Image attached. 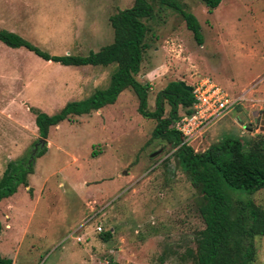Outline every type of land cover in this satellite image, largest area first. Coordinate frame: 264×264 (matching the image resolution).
Returning <instances> with one entry per match:
<instances>
[{
	"label": "rangeland",
	"instance_id": "rangeland-1",
	"mask_svg": "<svg viewBox=\"0 0 264 264\" xmlns=\"http://www.w3.org/2000/svg\"><path fill=\"white\" fill-rule=\"evenodd\" d=\"M134 1L0 0V30L52 56H86L113 42L109 18ZM177 1L197 18L203 43L174 10L147 0L149 48L136 76L149 85L147 109L155 110L169 82L194 87L208 78L240 101L189 147L203 152L217 140L247 137L245 130L264 133V0H221L212 13L199 0ZM114 69L62 66L0 42V178L8 163L33 162L28 186L0 201L1 229L12 227V244H0V256L13 264H193L188 252L204 229L203 200L175 149L151 139L156 122L139 114L131 90L100 116L61 122L39 143L30 109L55 115L106 88ZM42 147L46 152L35 158ZM232 193L264 207V190ZM255 244V264H264V237Z\"/></svg>",
	"mask_w": 264,
	"mask_h": 264
},
{
	"label": "trees",
	"instance_id": "trees-1",
	"mask_svg": "<svg viewBox=\"0 0 264 264\" xmlns=\"http://www.w3.org/2000/svg\"><path fill=\"white\" fill-rule=\"evenodd\" d=\"M199 1L205 5L208 13H212L221 3V0ZM160 3L180 15L194 40L202 45L203 36L197 18L177 0H160ZM152 12L147 0H135L130 9L118 11L109 18L114 33L113 42L86 56H52L6 30H0V42L12 49L25 48L46 62L62 66L105 68L115 65L107 88L94 91L87 99L67 103L51 116L30 109L35 115L39 138L47 139L49 130L61 122H70L74 117L97 112L114 104L124 90H131L138 100L139 114L156 122L151 139L168 142L175 149L174 157L178 165L189 175L203 200L199 213L204 229L196 236L195 250L188 252L193 264H255V238L264 237V207L249 198L237 197L232 192L243 191L251 196L264 190V133L253 136L251 132L243 139L226 137L217 140L203 152H195L171 128L181 116L179 109L183 110V114L192 113V94L184 90L179 81H171L159 91L154 111L147 109L149 85L141 84L136 76L143 53L149 48L145 43L149 30L143 20L151 18ZM165 103L169 106L168 117H164ZM46 150V147L38 148L35 158L41 157ZM32 173L31 158L25 163H8L0 178V201L15 194L18 186L27 187V177ZM110 237V232L101 235L103 241ZM0 264H12V261L0 256Z\"/></svg>",
	"mask_w": 264,
	"mask_h": 264
},
{
	"label": "built area",
	"instance_id": "built-area-1",
	"mask_svg": "<svg viewBox=\"0 0 264 264\" xmlns=\"http://www.w3.org/2000/svg\"><path fill=\"white\" fill-rule=\"evenodd\" d=\"M191 94L193 97L192 113L181 115L171 126L174 131L181 135V140L187 145L199 137L213 121L240 101V98L229 96L208 78L200 80L192 87ZM83 226L85 227L86 224L84 223ZM95 229L97 232H101L100 227ZM76 240L81 242L80 238Z\"/></svg>",
	"mask_w": 264,
	"mask_h": 264
},
{
	"label": "crops",
	"instance_id": "crops-1",
	"mask_svg": "<svg viewBox=\"0 0 264 264\" xmlns=\"http://www.w3.org/2000/svg\"><path fill=\"white\" fill-rule=\"evenodd\" d=\"M109 84V83H108ZM107 88V87H106ZM105 89V88H104ZM118 98H119V96H118ZM118 98H117V100H118ZM117 100L115 101V102H117ZM112 105V104H111ZM107 106H109V105H107ZM106 107V106H105ZM102 109V108H101ZM99 110V111H97V112H95V114H99V116H100V114H102L101 112H102V110ZM245 130V129H244ZM245 132L247 133V134H250L251 132H249V131H247V130H245ZM6 229V230H5ZM5 229H1V232H0V244L1 245H8V244H12V233L10 234V233H8V231H11L12 230V227L9 225V228H5ZM5 230V231H4ZM8 259H11V258H8ZM11 261H12V259H11ZM12 264H13V261H12Z\"/></svg>",
	"mask_w": 264,
	"mask_h": 264
},
{
	"label": "water",
	"instance_id": "water-1",
	"mask_svg": "<svg viewBox=\"0 0 264 264\" xmlns=\"http://www.w3.org/2000/svg\"><path fill=\"white\" fill-rule=\"evenodd\" d=\"M178 83H179V85H180L184 90H186L187 92H191V91H192V87L187 86V85L184 84L182 81H179ZM263 118H264V115H263ZM262 125H264V121L262 122ZM262 131H264V126H263V128H262ZM40 142L42 143V145H44V143H46V140H40ZM157 154H158V153L155 152V153H153V154L151 155V157H154V156H156Z\"/></svg>",
	"mask_w": 264,
	"mask_h": 264
}]
</instances>
